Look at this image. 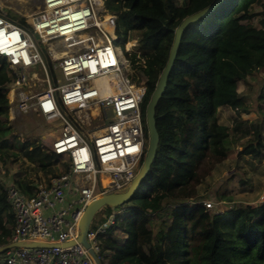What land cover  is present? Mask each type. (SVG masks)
<instances>
[{"label": "trees", "instance_id": "1", "mask_svg": "<svg viewBox=\"0 0 264 264\" xmlns=\"http://www.w3.org/2000/svg\"><path fill=\"white\" fill-rule=\"evenodd\" d=\"M214 0H104L117 16L116 43L137 40L126 52L137 84L146 81V106L166 66L175 30L183 19ZM260 5L262 10L253 12ZM12 16V13L9 14ZM259 17L257 23L252 20ZM24 22V19H21ZM46 60L52 70L48 55ZM264 69V0H224L213 12L183 32L166 90L156 107L159 145L146 177L101 237V264H264V202L210 212L200 187L227 160L233 143L239 154L259 159L264 167V111L250 121V107L237 90L255 71ZM11 77L0 57V154L17 149L36 174L56 178L63 158L40 143L23 142L10 120ZM264 99V96H260ZM235 111L232 127L220 122V108ZM65 171L68 164L64 163ZM64 171V172H65ZM13 184L26 196L38 179L21 172ZM101 216H99L101 218ZM103 220V218H101ZM14 213L0 180V245L14 232Z\"/></svg>", "mask_w": 264, "mask_h": 264}, {"label": "built area", "instance_id": "2", "mask_svg": "<svg viewBox=\"0 0 264 264\" xmlns=\"http://www.w3.org/2000/svg\"><path fill=\"white\" fill-rule=\"evenodd\" d=\"M25 5V12L0 8V57L12 79L10 113L34 112L59 123L60 133L47 148L68 168L39 184L31 197L13 183L5 185L15 226L10 242L0 245L8 246L0 264H97L77 241L80 221L95 199L127 190L142 165L148 84L132 80L126 56L131 49L116 43L117 16L104 0H25ZM82 114L93 123L86 124ZM121 213L115 209L94 219L86 239L98 258L101 237Z\"/></svg>", "mask_w": 264, "mask_h": 264}, {"label": "rangeland", "instance_id": "3", "mask_svg": "<svg viewBox=\"0 0 264 264\" xmlns=\"http://www.w3.org/2000/svg\"><path fill=\"white\" fill-rule=\"evenodd\" d=\"M186 1L178 0V3L183 5ZM27 6L25 0H0V8L6 11L22 10L25 12ZM261 10L260 5L253 8L254 13ZM258 20L259 17H256L252 22L257 23ZM137 44V40L128 43L131 52L134 51ZM119 46L124 50L123 43H120ZM132 72L129 70L130 75ZM38 75L42 79L45 78L42 73ZM37 90L40 91L42 88ZM237 90L250 107V113L243 114V119L250 121L261 119L259 109L264 111V99H260L261 95L264 96V69L255 71L246 81H239ZM219 118L222 124L232 127L236 120V114L233 109L223 107L219 110ZM10 120L16 130L15 135L23 142L40 143L48 147L52 137L60 133L59 123H49L38 113L31 112L15 116L10 113ZM245 141L246 139H243L239 143ZM239 143L231 144L232 150L227 160L219 164L200 187L204 200L214 203L213 208H210V212H223L230 207L255 206L264 202L263 162L259 159L255 160L251 157L241 156L239 154L241 150ZM13 153H18V150H10L3 156L0 154V180L5 185L13 183L21 172H27L33 179H38V184L47 183L52 177L51 175L45 176L42 172L36 174L32 168L33 166L27 160L21 155L14 156ZM64 163L63 159L55 166L57 174L65 171ZM98 214L96 218H100L101 215Z\"/></svg>", "mask_w": 264, "mask_h": 264}, {"label": "water", "instance_id": "4", "mask_svg": "<svg viewBox=\"0 0 264 264\" xmlns=\"http://www.w3.org/2000/svg\"><path fill=\"white\" fill-rule=\"evenodd\" d=\"M223 1L224 0H214L206 8L185 17L183 21L180 23V25L176 28L174 40L170 49L166 66L164 67L160 75L159 81L156 84L155 90L153 91L150 100L146 106L145 122L148 131V146L142 165L127 190H125L124 192L108 193L95 199L87 207L81 218L79 225L80 233L77 241L89 248V252L94 257L97 264H101V262L98 256L96 255V253L94 252V250L90 248L86 236L97 214L104 207L109 206L111 208H118L126 204L134 195V193L141 185L143 179L146 177V175L150 170V167L155 159L157 148L159 145V140H160L159 132L157 129V122H156V107L166 90L168 78L172 71L177 56L182 34L191 23L196 22L197 20L213 12ZM17 245L30 246L27 244H17ZM7 248L8 246L0 247V254L3 253Z\"/></svg>", "mask_w": 264, "mask_h": 264}, {"label": "bare ground", "instance_id": "5", "mask_svg": "<svg viewBox=\"0 0 264 264\" xmlns=\"http://www.w3.org/2000/svg\"><path fill=\"white\" fill-rule=\"evenodd\" d=\"M99 41V43H102V40L101 39H98ZM2 43L5 45V44H7V40L4 38L3 40H2ZM130 49V48H129ZM82 118L85 120V116L82 114ZM86 121V124H88V125H90L91 123H93V121L92 120H85ZM109 176H107V175H105L104 176V183H105V185H108V182H109Z\"/></svg>", "mask_w": 264, "mask_h": 264}]
</instances>
